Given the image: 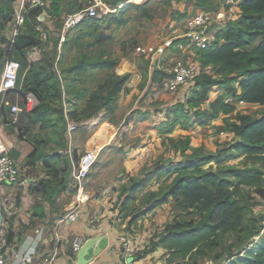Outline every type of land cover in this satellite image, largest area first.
Listing matches in <instances>:
<instances>
[{"label":"rangeland","instance_id":"1","mask_svg":"<svg viewBox=\"0 0 264 264\" xmlns=\"http://www.w3.org/2000/svg\"><path fill=\"white\" fill-rule=\"evenodd\" d=\"M167 3L168 0H150L148 8L156 15L153 26L164 24L168 16L165 11ZM229 8L231 7L227 9ZM143 15L141 12L130 14L129 18L133 20L128 27H112L109 31L114 34L113 38L101 44H95L93 36L84 32L85 26H79L77 31L80 34L70 40L76 49V60L81 56H84L86 61L97 58L115 59L118 65L111 70L94 71L89 68L81 73L74 70L71 71L72 77L68 76V68H58L59 73L53 62H48L46 65L31 64V78L34 77L37 80H32L35 83L29 87H36L39 96L33 95L32 91L23 90L25 93H31L29 98L33 111L40 103H52L50 107L56 112L54 118L64 119L65 127L66 120L76 125L72 135L79 142H83L85 136L99 128L102 123L101 130L108 128L107 123L112 119L114 112L113 104L102 107L101 102L111 80L116 81L120 77L128 76L131 70L128 64L144 63L142 56L135 55V52H139V49L146 45L148 30L144 27L153 20V17L150 21L144 22ZM105 26L103 25V30H106ZM179 26L183 29V23ZM214 26H217V23ZM99 30L101 29L96 31ZM10 58H12L11 55ZM155 69L150 75L153 78H149L148 84L147 74L146 79L141 80L140 88L144 90L142 96L130 107L124 108L123 111L126 112L120 117L121 124L118 130L106 142V146L100 149L97 162L84 183L87 184V181L91 179L98 181L102 176L100 184L105 185L106 193L102 195L103 189L97 192V196L108 201L107 205H111L108 210H115L114 215L119 219V223L124 225L120 228V233L116 234V238L119 240L122 235L131 237L136 259L144 255L149 256L147 258L149 264H230L237 253L242 254L245 245L252 240L260 242L264 235L262 231L260 232V227L264 225V201L254 193L255 187H242L240 191V203L245 207L242 224L233 230L220 233L216 244L212 247L204 246L200 250L201 254L193 253L181 258L175 257L173 252L166 248L165 237L179 232L183 229L182 227L195 225L201 219L202 213L196 205L188 206L180 195L171 196L169 191L176 177L197 173L186 169L170 176H152L144 185H140L139 181L145 179L146 174L156 164L195 161L206 157L210 159L202 166V169L206 171L223 170L232 166L237 168L258 166L250 157L248 158L235 148L240 138L233 132V124L236 121L235 112L256 118L264 114V105L241 103L242 100L227 96L225 89L215 86L210 90L204 104L207 105L216 97L224 95L225 101L233 103L234 112L220 114L202 124L177 123L170 131L171 133L165 134L169 132L164 131L167 127L164 123L171 117L168 113L169 109L178 101H186V97L191 92L193 80L177 90H166L161 82L165 72L159 68ZM26 70L27 67L21 65L18 87L14 94H18V90L25 87L22 86L23 80L29 77ZM198 70L197 68V72ZM59 76L70 81L62 83ZM46 79L47 81L51 79L49 83L55 86L47 87L49 83L47 84ZM238 83L239 81H234L232 85L239 92ZM94 95H96L94 104L89 107L88 102ZM12 98L11 104L14 99ZM22 98L25 100L19 97L17 102L15 99L13 102L21 107V112L27 113L25 111L28 109V103L25 104L27 96ZM137 98L138 96H135V99ZM190 117L192 119L195 117L194 110L191 111ZM55 123L58 129H64L62 124L59 125L60 120ZM129 123L132 124V128L127 130L124 127ZM187 141L185 145L184 142ZM74 156L76 159L78 152ZM65 163L70 169V162H64L63 165L67 167ZM100 168H102L101 171ZM123 174L125 176L123 182L114 180L120 179L118 176ZM69 192L71 196L74 193L72 190Z\"/></svg>","mask_w":264,"mask_h":264},{"label":"crops","instance_id":"2","mask_svg":"<svg viewBox=\"0 0 264 264\" xmlns=\"http://www.w3.org/2000/svg\"><path fill=\"white\" fill-rule=\"evenodd\" d=\"M88 1L50 0L47 7L32 9L27 14L24 28L15 36L14 42L18 35H28L31 30H34L36 31L34 34L36 43L28 46L22 54L10 40L13 37L11 15L20 0H0V22L4 17L10 19L0 30V46L3 47L5 55L0 66V75L8 49H11L12 59L18 62L23 59L27 62L26 71L30 69L31 64L34 66L37 64L46 65L48 62H53L57 69H69L77 62L75 59L76 49L70 40L80 33L77 31L79 28L77 27L63 34V19L66 14L84 6ZM231 1L232 3L226 4L225 0H205V5L202 7L197 4L196 0H168L165 7L168 16H166L164 24L158 26H153L156 22V15L148 8L150 0L140 4L147 14L143 18L144 22L150 21V18L153 17L152 23L149 22L144 27L148 30V36L146 45H143L142 48L153 49L161 45L164 40L171 38L173 39L172 45L165 48L163 56L159 58L168 63L170 58L180 54L186 63L194 64L200 70L198 50L187 45L189 44L188 40L181 37L182 29L179 25L200 10H212L219 14L217 27H221L223 22L234 20L240 14L238 4L242 0ZM133 5L138 4H130L127 0H100V7L108 11L103 19L118 14L123 8H125L124 16L129 17L132 13H138ZM228 7L231 8L227 9ZM132 20L133 18L129 19L125 25L119 27H128ZM103 25H106L105 20ZM42 31L46 32L45 39L42 38ZM62 35L65 36L63 41H61ZM180 44L185 46L184 50L178 48ZM33 46H37L38 50L33 53L30 59L27 57V53ZM135 55L142 56L144 63L132 62L128 64L131 70L116 95L115 109L112 119L107 123L108 128L101 130L103 123L100 124L99 128L97 127L85 136L83 142L74 139V135H72L74 131L71 134L68 133L69 120H66L65 127L64 119H59V125L62 124L64 129H58L55 121L59 122V120L54 118L56 112L50 107L52 103H43L46 106L44 116L36 117L34 113L39 109L33 111V107H30V92L25 93L23 88H20L18 94H14V92L6 95L0 93V137L21 173L20 183L5 184L2 187L5 203L0 243L1 249L11 255L7 264H76V254L72 252L75 238L81 237L84 242L85 239L98 233L108 235V245L88 264H118L121 248L116 234L124 225L119 223V219L114 215L113 211L115 210H108L111 206L107 205L108 201L97 196V192L105 187L100 184L102 176L98 181L91 179L81 188H77V184L71 176V169L72 164L85 150L96 148L100 151L106 146V142L112 135H115L121 124L119 123L120 117L126 112L123 111L124 108L130 107L142 96L144 90L142 91L140 88L141 80L146 79L148 75V84L149 78H153L150 76L152 72L156 70L155 68H159L155 62L157 55L153 56L149 52L142 53L140 51L135 52ZM28 74L30 82L32 78L30 72ZM72 75L73 73L69 71L68 76ZM59 79L62 83L70 81V79L61 76ZM50 80L46 79L47 84ZM24 84L23 80L22 86ZM33 95L35 94L33 93ZM11 96H15L13 98L16 102L19 97L21 100H25L22 97L27 96L25 104L28 103V109L25 111L28 114L20 111L21 107L13 102L14 99ZM135 96L138 98L135 99ZM11 98L13 99L12 104L10 103ZM12 105H17V112L11 111ZM8 107L10 109H7ZM168 113L171 115L169 111ZM47 118L49 120L46 121ZM167 121L164 123L167 126L164 129L165 132L168 131L172 115ZM131 126L132 124L129 123L124 128L129 130L132 128ZM59 131H62L63 134ZM169 133L171 132L165 134ZM77 152L78 157L75 159L74 155ZM65 161L70 162V169L67 163H65L67 167L63 165ZM124 166L127 168L126 163ZM118 178L120 179L114 180L116 182L125 180L124 174ZM71 190L74 192L72 196L69 192ZM105 193L104 189L102 195ZM73 210H75V218L62 221L64 216ZM54 251H56L54 259L50 262L46 261ZM24 256H27L25 261H23ZM148 257L142 255L141 258L136 259L137 264H149Z\"/></svg>","mask_w":264,"mask_h":264},{"label":"trees","instance_id":"3","mask_svg":"<svg viewBox=\"0 0 264 264\" xmlns=\"http://www.w3.org/2000/svg\"><path fill=\"white\" fill-rule=\"evenodd\" d=\"M196 1L198 5L204 7L205 0ZM133 6L138 12L143 13V16H147L142 5ZM238 6L239 16L234 20L223 22L210 45L198 50L200 70L193 79L191 92L186 97V101H178L169 109L172 121L168 131H171L177 123L202 124L220 114L234 112L233 103L226 102L224 95L216 97L207 105L204 104L210 90L215 86L225 89L227 96L233 99L264 105V0H242ZM124 13L125 8L118 14L96 21L89 27L83 26L84 32L93 36L95 44L110 40L113 38V33L109 29L125 25L130 19L124 16ZM8 20L9 17H4L0 22V30ZM104 20L106 30H103ZM98 29L101 30L96 31ZM35 33L36 31L31 30L28 35H18L13 45L24 54L28 46L36 43ZM10 55L11 49H8L5 58H10ZM19 63L20 67L27 64L23 59H20ZM117 65L118 61L115 59L97 58L86 61L84 56H81L68 70L70 72L76 70L79 73L89 68L94 71L111 70ZM28 72L31 76L30 69ZM126 78L125 75L116 81L111 80L103 96L102 107L113 104L114 110L116 95ZM32 80L37 79L33 77ZM32 80L30 79L29 82L28 77L24 78L23 89L39 96L36 87H29L35 83ZM234 81H239V92L232 85ZM48 86L55 85L49 83ZM47 87L45 86V89ZM95 96L90 98L89 107L93 106ZM45 108L43 103L40 104L37 108L39 111L34 113L36 117L44 116ZM193 110L195 117L192 119L190 113ZM235 116L233 132L240 138L235 148L250 157L258 166L245 168L232 166L223 170L206 171L202 169V166L210 161L209 157H206L195 161L156 164L146 174V178L139 181L140 185H144L152 176H170L186 169L197 173L176 177L170 187L171 196L180 195L188 206L196 205L202 213L201 219L195 225H187L179 232L165 237L166 248L171 250L175 257L185 258L193 253L199 254L204 246L215 245L220 233L233 230L242 224L245 208L239 199L242 187H255L254 193L264 201V114L253 118L235 112ZM187 143L188 141L184 142L185 145ZM261 231L264 234V225L260 227ZM241 253H237L230 264H264V235L260 242L250 241L243 247Z\"/></svg>","mask_w":264,"mask_h":264},{"label":"built area","instance_id":"4","mask_svg":"<svg viewBox=\"0 0 264 264\" xmlns=\"http://www.w3.org/2000/svg\"><path fill=\"white\" fill-rule=\"evenodd\" d=\"M50 0H20L14 8L11 15V22L13 24V37L10 39L14 42L15 36L25 26V20L27 14L36 8H45L49 4ZM146 0H127L130 4H142ZM226 4L232 3L231 0H225ZM108 11L103 10L100 7V0H89L84 6L76 9L75 11L65 15L62 24L63 34L71 29L79 26L89 27L96 21L102 20ZM219 14L212 10H200L194 15H191L183 22V29L181 37L188 40L187 45L192 46L196 50H202L207 48L210 43L215 39V35L218 26ZM217 23V26L214 24ZM42 38H46V32H41ZM65 39L62 35L61 41ZM173 43V39L169 38L164 40L161 45L154 47L153 49L140 48L139 51L142 53H151V55H157L156 64L160 69L165 72L161 82L166 90L174 91L179 87H183L190 83L195 77L197 67L194 64H188L184 61V58L180 54L174 55L170 58L169 62L166 63L159 57H162L164 50L170 47ZM184 45H178L180 50H184ZM38 50L37 46H33L32 49L27 53L28 58H32L33 53ZM20 63L12 58H5L0 75V93L6 95L14 92L18 87ZM228 102V100L226 101ZM244 101H241L243 103ZM12 112H17V105L11 106ZM76 125L70 123L68 125V133L75 131ZM98 149L91 148L85 150L72 164L71 176L78 188H81L83 183L87 180L98 159ZM21 182L20 168L17 166L15 160L10 156L5 144L0 137V233H2L4 225V203L5 196L3 194L2 187L5 184H18ZM79 190V189H78ZM75 218V210L67 213L62 221H69ZM58 236V234H56ZM120 243V254L118 264H137L135 257V247L130 236L122 235L119 237ZM83 243L81 237L75 238L72 244V252L77 253L78 249ZM56 256V251L52 252L46 261L50 262ZM11 259V255L1 249L0 243V264H7ZM27 259V256L23 257V261Z\"/></svg>","mask_w":264,"mask_h":264},{"label":"water","instance_id":"5","mask_svg":"<svg viewBox=\"0 0 264 264\" xmlns=\"http://www.w3.org/2000/svg\"><path fill=\"white\" fill-rule=\"evenodd\" d=\"M3 57L4 49L0 46V66ZM107 245L108 235L106 233H98L85 239L76 253V264H88L94 259L95 256H97L103 249H105Z\"/></svg>","mask_w":264,"mask_h":264}]
</instances>
